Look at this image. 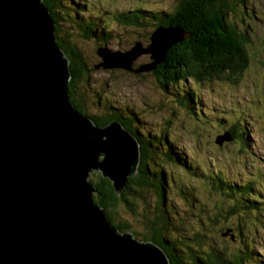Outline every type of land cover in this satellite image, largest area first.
<instances>
[{
  "label": "water",
  "instance_id": "obj_1",
  "mask_svg": "<svg viewBox=\"0 0 264 264\" xmlns=\"http://www.w3.org/2000/svg\"><path fill=\"white\" fill-rule=\"evenodd\" d=\"M150 35L125 55L98 48L99 65L151 72L184 37L163 27ZM143 54L151 62L133 70ZM70 79L42 0H0V264H170L160 245L119 232L95 204L90 174L120 194L137 173L139 143L120 122L99 127L79 113Z\"/></svg>",
  "mask_w": 264,
  "mask_h": 264
},
{
  "label": "trees",
  "instance_id": "obj_2",
  "mask_svg": "<svg viewBox=\"0 0 264 264\" xmlns=\"http://www.w3.org/2000/svg\"><path fill=\"white\" fill-rule=\"evenodd\" d=\"M248 1L176 0L166 9L134 5L125 11L114 8L108 14L103 6H92L84 3L85 0H42L51 14L56 43L68 60L71 75L69 96L75 109L99 127L111 121L120 122L139 143L137 173L128 179L122 193L117 195L111 182L95 173L94 179H89L97 190L93 200L121 233L130 229L118 223L117 205L135 214L136 203H142L145 214L141 223L146 232L142 235V241L160 245L169 257L170 264H247L249 259L255 258L250 238L252 234L247 229H255L261 222L258 216L264 213V197L261 194L263 185L258 183L261 174L240 171L244 181L236 182L234 178H222V171L216 168L207 172L199 164L191 167V161L181 157V153L176 150L172 139L174 133L167 129L169 123L165 127L162 124L151 127L145 118L141 119L130 108L109 106V102L105 101L106 104L97 94L93 95L96 101H90L91 104L106 108L107 113L102 117L90 115L86 111V103L90 100L86 96L90 85L86 80L95 72L97 65L89 67L79 45L87 42L96 44V50L105 49L115 28H137L153 32L163 27L180 31L184 37L166 51L163 61L151 71V75L166 100L171 99L172 105L183 108L189 117L195 116L201 107L197 104L201 91L211 92L216 87L231 89L242 80L249 67L246 52L248 35L237 24L238 21L240 24L245 22L239 19L241 12L253 15L247 8ZM139 67L132 66L133 70ZM134 76H141V73ZM80 84L85 86L79 87ZM233 112L229 108L228 116L208 114L212 116L204 118L207 124L202 118L198 120L201 126L206 128L208 125L218 136L225 134L243 148L248 134L245 129L247 124L242 117L243 113L237 114L236 118ZM258 114V111L248 112L249 117H259L256 123L263 125V118ZM238 156H245L246 159L249 153L240 150ZM244 159H240L242 165ZM176 165L183 168L179 177L172 168ZM228 167L232 166H223L224 169ZM148 192L153 196L149 197ZM209 195L213 205L203 200V197L206 200ZM179 198L184 207L181 212L173 206ZM185 219L200 226L198 230L207 236L206 240H199L203 236L193 229L194 235L192 233L191 237L176 238L178 233L189 232L183 223ZM173 221H176L174 223L177 227H174ZM220 224L223 225L221 233L228 231L230 243H235L234 252L227 249L231 247L217 241L216 226ZM168 232H171L170 237L167 236ZM257 258L255 260L258 264H264L260 256Z\"/></svg>",
  "mask_w": 264,
  "mask_h": 264
},
{
  "label": "rangeland",
  "instance_id": "obj_3",
  "mask_svg": "<svg viewBox=\"0 0 264 264\" xmlns=\"http://www.w3.org/2000/svg\"><path fill=\"white\" fill-rule=\"evenodd\" d=\"M174 1L176 0H85L84 3L87 2L92 6L100 8L103 6L109 14L114 8L125 11L131 9L134 5H140L149 9L157 7L166 9L173 5ZM102 2L104 3L103 5ZM248 2L247 5L249 4V6L247 8L253 12V15L251 16L250 12V14L248 12H241L239 19L245 22L240 24L238 21L237 24L243 32L245 29L248 35L249 40L246 43V52L249 67L244 73L242 80L233 88L218 89L216 87L211 92L210 90L201 91L197 99V104L201 107L195 116L189 117L188 112L183 110V108L172 105L171 99L166 100L157 88L151 72L141 73V76H134L132 72L110 68L103 69L98 64V62H102V58L96 54V48L98 47L96 44L81 42L79 46L86 57L85 60L89 67L92 68L93 66L94 68L97 65L95 72H92L86 80V83L90 84L87 88L88 95H86L90 99L86 103V111L90 115L102 117L107 113L106 108L96 107L91 104L90 101H96L93 95L97 94L102 101L109 102V106L120 107L121 109H125L124 107L130 108L141 119L145 118L151 127L161 126V124L164 126L166 123H169L167 129L174 133V135L172 134V139L175 141L176 150L181 153V157L191 161V164H189L191 167L199 164L201 169L204 167V170L207 172L209 169L213 171L216 168L217 171H222H220L222 178H225V176L230 180L234 178L236 182L244 181L242 180L243 176L240 171L261 174L259 175L261 180L258 183L263 185L261 194L264 197V0H249ZM76 15L77 17L79 16V14ZM236 17V20H238V15ZM75 21L77 22V19ZM115 30L112 32V39L104 46L112 54L125 55L137 43H140L144 48H147V44H150L151 30L137 28L127 30L115 28ZM150 57L151 55L149 54H143L131 62V66H145L151 62ZM64 58L66 59L65 56ZM85 84L83 86L80 84L79 87H84ZM79 93L81 94V91ZM229 108L235 112L233 113L236 118L237 114L243 113L242 117L247 124L245 129L248 131V134L247 138L244 139L245 145L243 148H240L233 140L227 142L225 134L218 136L208 125L206 128L201 126V122L198 120L202 118L203 122L206 123L204 118L212 116L208 115L211 113L228 116L230 113H228ZM205 109L206 113L204 112ZM249 110L252 112L258 111V115L263 118V122H261L263 125L256 123V121L259 122V117L248 116ZM107 111L109 110L107 109ZM221 138H223V142L218 144L217 142ZM240 150H243L245 154L249 153V157L244 159L245 156H238ZM240 159H244L242 162L244 165L241 164ZM217 161L218 163L215 164ZM225 165L232 166L233 168L228 167L224 169L223 166ZM172 168L175 169L177 177L181 176V171H183L181 166L176 165V167ZM94 174L95 172L91 173L89 179H94ZM148 193L149 197L153 196L151 192ZM258 195H260L259 192ZM149 197L146 195V198ZM209 197L210 200L208 199ZM209 197L206 200L203 197V200L213 205L211 196L209 195ZM173 206L179 212L183 211V202L180 198L176 199V203H173ZM116 211H118L116 213L118 223L129 226L130 230L125 232L132 233L135 239L142 241V235L146 234L141 223L142 216L145 214L143 204L139 203L137 205L136 203L135 214L126 212L120 204L117 205ZM151 212L149 210L150 214ZM262 216H264V213L258 216L261 222L258 220L259 223L255 229L249 228L247 230L252 234L250 235L252 253L256 259H258L257 256H260L264 260V217ZM183 223L189 232L178 233L175 236L176 238L191 237L193 233L191 229H200V226L194 224L192 220L185 219ZM173 225L177 227L176 223ZM222 227V224L216 226L217 232L215 235L217 236V241L231 247V249H227L234 252L236 247L233 244L235 243H230L228 231H225L223 234L221 233L220 229ZM169 228L172 229V227ZM199 232L201 233V231ZM170 234L171 232H168L167 236L170 237ZM201 235L203 237L199 240H206L207 236L204 233H201ZM233 247L235 248L233 249ZM255 258L249 259L250 262L247 264H258Z\"/></svg>",
  "mask_w": 264,
  "mask_h": 264
}]
</instances>
